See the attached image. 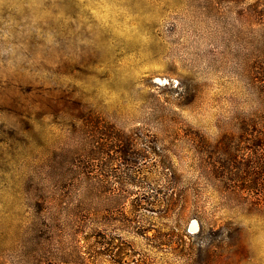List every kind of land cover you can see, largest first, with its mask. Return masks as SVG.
<instances>
[{
    "label": "rangeland",
    "instance_id": "1",
    "mask_svg": "<svg viewBox=\"0 0 264 264\" xmlns=\"http://www.w3.org/2000/svg\"><path fill=\"white\" fill-rule=\"evenodd\" d=\"M263 119L264 0H0L2 238L55 204L131 264H264Z\"/></svg>",
    "mask_w": 264,
    "mask_h": 264
},
{
    "label": "trees",
    "instance_id": "2",
    "mask_svg": "<svg viewBox=\"0 0 264 264\" xmlns=\"http://www.w3.org/2000/svg\"><path fill=\"white\" fill-rule=\"evenodd\" d=\"M259 123L264 127V119ZM187 136L194 139L200 137L196 132L187 133ZM258 137L264 139V135ZM139 138L136 133H119L114 136V139L126 146ZM102 152L108 156L111 150ZM114 152L123 159L130 155L124 147ZM171 189L154 188L147 197L150 198L149 204L153 207H165V210L170 211L177 200ZM41 213L42 210L36 211V214ZM179 215L195 217L202 228V219L198 214H187L184 207ZM63 220L71 221L70 233H66L70 238L68 246L62 245L65 236ZM103 224L98 214L90 210L70 209L53 204V234L47 235L35 225L22 235L0 236V264H99L102 256L109 257L114 264H131L129 255L122 248L114 252L113 241L108 239L106 229H102Z\"/></svg>",
    "mask_w": 264,
    "mask_h": 264
}]
</instances>
